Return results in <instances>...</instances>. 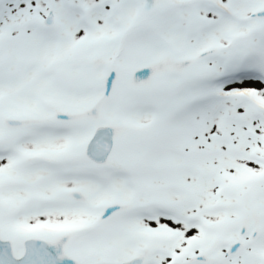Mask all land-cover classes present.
Returning <instances> with one entry per match:
<instances>
[{
    "label": "snow or ice",
    "instance_id": "6c2138e0",
    "mask_svg": "<svg viewBox=\"0 0 264 264\" xmlns=\"http://www.w3.org/2000/svg\"><path fill=\"white\" fill-rule=\"evenodd\" d=\"M0 264H264V0H0Z\"/></svg>",
    "mask_w": 264,
    "mask_h": 264
}]
</instances>
